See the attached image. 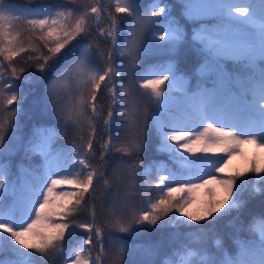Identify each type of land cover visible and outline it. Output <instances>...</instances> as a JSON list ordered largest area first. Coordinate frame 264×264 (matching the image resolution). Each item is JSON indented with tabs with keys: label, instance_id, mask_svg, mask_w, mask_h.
Returning <instances> with one entry per match:
<instances>
[{
	"label": "snow or ice",
	"instance_id": "6c2138e0",
	"mask_svg": "<svg viewBox=\"0 0 264 264\" xmlns=\"http://www.w3.org/2000/svg\"><path fill=\"white\" fill-rule=\"evenodd\" d=\"M27 3L37 7L0 0V254L14 257L0 264H105L110 253L111 264H122L126 242L114 233L159 227L177 230L161 264H264V215L247 225L249 238H233V251L219 238L214 254L203 246L208 224L239 211L245 193L264 194V0H179L182 17L199 25L190 40L167 0H111L114 11L105 0ZM184 45L200 61L191 76L175 61ZM149 55L162 59L142 69ZM21 57L35 78L21 75ZM227 62L240 70L228 71ZM62 63L43 111L50 102L80 142L58 145L56 127L34 126L24 143L16 134L24 99L17 81L39 83ZM122 127L117 143L113 130ZM149 130L174 167L124 159L144 151ZM21 149L42 163H21L12 179L5 161ZM100 181L105 196L113 184L117 194L98 214ZM181 226L195 230L181 240Z\"/></svg>",
	"mask_w": 264,
	"mask_h": 264
},
{
	"label": "trees",
	"instance_id": "16d2710c",
	"mask_svg": "<svg viewBox=\"0 0 264 264\" xmlns=\"http://www.w3.org/2000/svg\"><path fill=\"white\" fill-rule=\"evenodd\" d=\"M58 2L59 0H48V3L52 5H55ZM147 2L148 0H141L142 6ZM167 3H169V5L172 7V14L178 19H180L182 25L184 26L185 32L187 33L188 38L190 40L193 28L198 27L199 25L194 24L193 22L188 21L182 17V8L179 4V0H167ZM17 4L22 9L26 7H37L36 4L29 5L27 3V0H17ZM109 6L112 7L111 0H109ZM112 10L114 11V7H112ZM104 23L106 24L107 21H105ZM103 26L104 24H101V27ZM120 26L122 29L127 28V24L124 22H121ZM148 38L151 39L150 34ZM120 42L123 45V37H121ZM84 43H88V40H85ZM104 49L105 51L107 50V45H104ZM23 59L24 58L21 57L15 61L18 70L20 67L25 68V72L21 75L28 76L29 74H31L33 78H35V76L38 75L35 67L24 64ZM161 59V57H157L155 55L146 56L142 62V69L144 67H147L148 65L160 62ZM71 60L72 56L70 55L69 61ZM118 61L119 58H117V62ZM175 61L177 63V67L189 76L192 75V72L200 62L197 53L194 50L189 49L187 45L181 47L180 51L175 57ZM97 62L101 63L98 57ZM66 66L67 65L63 63L58 65L53 71L48 72L46 74V78L39 83H24L23 80L17 81L21 86L20 95L24 97V99L22 104L23 110L18 115L19 131L16 134L21 137L24 143H26L28 138L30 137L34 126L56 127L57 130L60 132V135L57 139L58 145L64 147H71L74 142H80L77 139V131L75 127L69 124L65 128L63 120L55 115L50 102L48 104L47 114H45L43 111L44 101L47 96V87L49 82L58 74V72L63 71ZM101 66H103L102 63ZM226 68L230 72L240 70L239 65H235L232 62H227ZM195 82V78H193L191 80V83L194 85ZM124 83H128L127 77H125ZM103 102L106 103V100ZM149 111H155V109L149 108ZM103 131L104 126L103 121L101 120L97 126V140L100 143H103V140L108 138L106 135L103 134ZM113 131L116 135V142L118 143L120 139L125 136V129L122 127L118 130L114 129ZM158 143L159 140L155 135V131L149 130L147 132L146 146L144 151L138 156L125 157L124 159L129 160V162L136 161L143 167H147L153 161L164 162L168 164L169 167H174L172 162L169 160L167 153H161L157 151ZM96 151L98 157V147ZM246 151L249 155H251L253 149L250 146H247ZM113 157H116V154H113ZM5 162H10L11 171L13 174L11 178L14 179L19 172V169L17 167L18 165L23 163L27 166L29 163H31L33 166H36L42 163V160L38 156H33L29 161L25 158V153L21 149L17 151L14 155L6 158ZM234 162L239 163L238 160ZM109 163L111 164V167L107 168L105 171L106 173L111 174L113 168L116 167L115 159H111ZM137 179L138 181L142 182L143 176L138 174ZM116 194V185L113 184L111 188V195L105 196L103 181H100L99 185H97L98 214L100 213V205L103 204V206L107 208L112 203V197ZM148 195H154V193H149ZM142 198L143 194H139L133 198V203L137 209L140 207L139 202ZM243 200L244 205L241 209H239V211L233 210L232 212L226 215L220 216L214 224H208L204 229V231L206 232V236L203 241V246L206 247L210 253L214 254L216 252V248L213 244V240L216 238H219L223 241L224 249L229 252L233 251L235 247L233 244V238L237 235L241 239L249 238V234L246 231L247 225L253 217L264 215V194L258 193L254 195H249L248 193H245L243 196ZM237 228L241 229L238 233L236 231ZM194 230L195 229H189L184 226H181L179 228V232L181 233L180 239H183L184 233ZM176 231V229H173L171 227H159L155 228V230L152 231L137 233L135 236H129L124 233H114V235L119 236L126 242V251L122 257V264H161V261L164 258L165 254H167L171 250V248L175 247L177 244V241L174 240L172 236V234ZM84 235H86V233ZM12 258L14 257L10 251H5L4 253L0 254V259L9 260ZM55 264H63V260L58 258ZM105 264H111V253L109 254V258L105 261Z\"/></svg>",
	"mask_w": 264,
	"mask_h": 264
},
{
	"label": "rangeland",
	"instance_id": "374dc122",
	"mask_svg": "<svg viewBox=\"0 0 264 264\" xmlns=\"http://www.w3.org/2000/svg\"><path fill=\"white\" fill-rule=\"evenodd\" d=\"M105 2H106L107 4H109V0H105Z\"/></svg>",
	"mask_w": 264,
	"mask_h": 264
}]
</instances>
